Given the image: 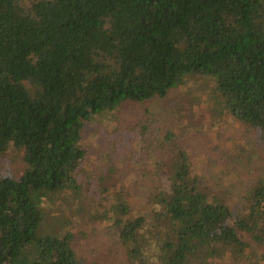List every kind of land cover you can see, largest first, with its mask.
<instances>
[{
	"label": "trees",
	"instance_id": "1",
	"mask_svg": "<svg viewBox=\"0 0 264 264\" xmlns=\"http://www.w3.org/2000/svg\"><path fill=\"white\" fill-rule=\"evenodd\" d=\"M189 73L215 77L264 144V0H0V153L11 144L25 163L0 176V264H95L73 232L44 233V204L77 192L86 121L165 97ZM175 150L138 171L141 194L99 181L82 217L105 223L128 264H264V172L232 198ZM226 158L220 173L242 183L243 161Z\"/></svg>",
	"mask_w": 264,
	"mask_h": 264
},
{
	"label": "rangeland",
	"instance_id": "2",
	"mask_svg": "<svg viewBox=\"0 0 264 264\" xmlns=\"http://www.w3.org/2000/svg\"><path fill=\"white\" fill-rule=\"evenodd\" d=\"M215 79L210 75L189 73L183 78L184 83L165 97L86 121L82 138L86 154L77 179L78 190L74 194L65 193L68 203L59 206L57 202L54 211L52 204H44L49 212L42 224L44 233L60 236L65 231L73 232L77 254L87 262L128 264L124 249L105 234V223L90 221L89 218H94L91 211L83 217L79 212L81 206L89 208L97 202L95 187L99 181L109 183L111 187L119 182L120 188L130 194H141L145 192L143 183L146 180L139 178L138 171L151 173L150 164L168 160L171 150L176 152L179 147L189 154L207 179L212 178V184L217 182L215 188L229 192L232 198L243 185L262 174L264 144L258 143L255 133L246 131L247 126L225 110L222 98L216 93ZM146 107L150 110L147 115L143 113ZM126 123L135 127L130 131L132 139H126L124 146L125 139L120 132ZM135 135H144L146 142L143 143L141 138L135 140ZM129 148L133 151L129 152ZM228 153L238 154L243 161L245 176L242 183H228L220 173L225 169L223 166L230 164L228 158L224 161ZM24 169L20 150L10 144L0 153V176H20ZM64 216L69 217L70 227H64L60 221Z\"/></svg>",
	"mask_w": 264,
	"mask_h": 264
}]
</instances>
